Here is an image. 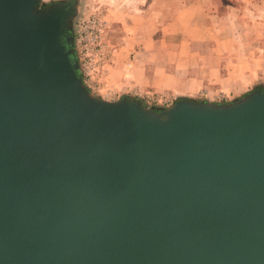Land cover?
<instances>
[{
    "label": "water",
    "instance_id": "water-1",
    "mask_svg": "<svg viewBox=\"0 0 264 264\" xmlns=\"http://www.w3.org/2000/svg\"><path fill=\"white\" fill-rule=\"evenodd\" d=\"M39 1L0 0V264H264V89L94 97Z\"/></svg>",
    "mask_w": 264,
    "mask_h": 264
},
{
    "label": "crops",
    "instance_id": "crops-1",
    "mask_svg": "<svg viewBox=\"0 0 264 264\" xmlns=\"http://www.w3.org/2000/svg\"><path fill=\"white\" fill-rule=\"evenodd\" d=\"M94 2L109 31L122 32L119 39L114 36L113 65L101 78L106 82L102 89L108 93L138 98L151 89L150 94L185 98L202 91L209 94L215 85L224 94L236 93L245 87L246 78L248 84L264 79L254 70L244 75V67L238 68L235 77L222 73L224 63L243 60L242 53L229 55L224 47L250 45L257 50L264 44V0ZM161 47L178 50L159 56ZM250 54L252 62L259 61L254 50ZM234 78L227 88V80Z\"/></svg>",
    "mask_w": 264,
    "mask_h": 264
},
{
    "label": "rangeland",
    "instance_id": "rangeland-1",
    "mask_svg": "<svg viewBox=\"0 0 264 264\" xmlns=\"http://www.w3.org/2000/svg\"><path fill=\"white\" fill-rule=\"evenodd\" d=\"M57 1H62V0H40L39 1V6H46L52 3H55ZM99 13V16L97 15ZM74 16L73 18L70 19L69 21V30L70 34L73 38V52L75 56V60L78 66V71L79 75L81 77L82 83L86 85V83H89L91 86V89L88 88L90 95L106 100V101H116L118 99L124 98V97H131L134 99H137L142 103L147 109H152L154 111L162 110L169 105H171L174 101L179 100V99H188L196 102H208V103H216V104H221V103H231L235 100H237L239 97L244 96L248 92L257 89V88H264V79L257 78L255 81L252 83L248 84L247 78H246V85L242 89L239 88V92L236 93H222L221 91L217 90V86L215 85L214 88H212V92H205L202 91V95H196V96H188L185 98H180L177 96H172V95H164V94H150L152 91L151 89H148L147 92L149 94H143L142 96L136 98L132 96L131 94H111L108 93V90L102 89V86L104 87L106 85V82L103 81V76H105V73L108 74V70L111 69L112 60L114 56V41L116 38H120L122 32L119 31H109L107 22L105 20L103 12L98 9L97 6H95V2L93 3V0H74ZM101 18L102 24H103V30L101 32V43L103 45L102 51L97 55L92 64L90 70L86 72L81 68L80 65V56L76 52L75 49V39L78 34H80L81 31V23L87 20L88 18H91L93 16H96ZM264 32V31H262ZM87 33V32H86ZM249 34V32H245V35ZM114 36L116 38H114ZM87 38V37H86ZM261 46H259L256 50V48H252L250 45H244V46H239L236 48L234 47H224V53L229 54V55H234L236 52L243 55L242 59L245 61H241L239 64L236 62H231V63H224V69H222V73L225 75L229 72L230 77L238 73L237 70L239 67H244V75H248L249 72H259L258 76H260L261 73L264 70V44L263 41L261 42ZM178 50V48H175ZM174 48L172 47H161L159 50V56L160 53L162 55L172 53L175 51ZM184 49V48H183ZM189 48H185V50H188ZM253 50L259 55V61L257 60L256 63L252 62L251 59V54ZM167 57V56H166ZM164 64L162 63V66ZM84 74H89V79L84 77ZM264 76V75H263ZM229 77V78H230ZM102 78V79H101ZM236 81L234 80H227V88H229V85ZM224 82V81H223ZM255 82V83H254ZM216 90V91H215Z\"/></svg>",
    "mask_w": 264,
    "mask_h": 264
},
{
    "label": "built area",
    "instance_id": "built-area-1",
    "mask_svg": "<svg viewBox=\"0 0 264 264\" xmlns=\"http://www.w3.org/2000/svg\"><path fill=\"white\" fill-rule=\"evenodd\" d=\"M97 15L99 16V13ZM97 15L81 23L80 34H78L75 39V49L80 56V65L86 72L90 70L94 58L99 55L103 49L101 43L103 24L101 18L97 17ZM84 77L89 79V74H84ZM84 86L87 90L88 88L91 89L89 83H86V85L84 84Z\"/></svg>",
    "mask_w": 264,
    "mask_h": 264
},
{
    "label": "flooded vegetation",
    "instance_id": "flooded-vegetation-1",
    "mask_svg": "<svg viewBox=\"0 0 264 264\" xmlns=\"http://www.w3.org/2000/svg\"><path fill=\"white\" fill-rule=\"evenodd\" d=\"M55 3H66L65 10H68L70 6H74V0H62V1H57ZM74 9L71 13V18L74 16Z\"/></svg>",
    "mask_w": 264,
    "mask_h": 264
}]
</instances>
